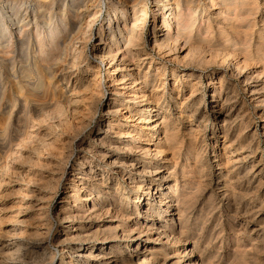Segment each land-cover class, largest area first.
<instances>
[{"label": "rangeland", "instance_id": "374dc122", "mask_svg": "<svg viewBox=\"0 0 264 264\" xmlns=\"http://www.w3.org/2000/svg\"><path fill=\"white\" fill-rule=\"evenodd\" d=\"M7 1L0 0V176H3L0 177L2 182H0V185L2 184L0 186V264H55L59 261L61 255L58 252L61 244L58 243V236L62 234V225L66 223L57 222L53 215L63 205L59 202L70 191L67 178L72 174V167L75 162H79L82 154L78 147L79 142L83 139L89 140L91 147H100L101 143L96 133L105 125L108 130L107 143L111 142L112 147L118 146L119 148L116 149L118 153L128 154L120 148L124 145L125 148H131L129 154L133 155L137 146L150 145L151 155L144 157L143 153L138 151L135 156H139V160H146L145 164L156 162L153 166L159 167L158 169L164 174L172 173L173 178L165 180L162 185L163 192H170L171 188L168 184L171 183L174 190L169 195H174L181 202L180 207L184 214L181 222L180 212L177 210L170 213H175L172 216L173 220L169 219L170 216L168 220L163 217L164 214L166 215L164 212L166 205L157 207L153 216L143 212V215L138 218L132 216L125 220L123 229L133 224L139 228L140 223L146 217H150L151 220L147 221L148 223L158 224L160 220L167 229L173 228L176 233L177 240L173 242L172 238L173 240L171 239L172 241L168 244L164 241L165 239L157 240L154 231L151 235L152 240L150 238L144 240L145 237L141 240L137 252H146L149 259L156 258L155 261L167 253V258L171 261L169 263H175L178 259L180 260L179 255L182 256L186 250L193 249L192 256L200 260V264H264V96L260 102H255L251 94L245 90L244 85L246 81L255 83L257 79L262 81L260 86L264 87V22L262 20L264 19V0L253 2L255 10L250 16L246 34L235 32L221 21L224 33L220 34L215 28L209 40L205 42L193 40L189 46L181 40L170 48L172 50L169 49L166 52H158L152 48L154 23L151 10L154 7V0H143L139 6H144L148 12L144 19L143 31L141 30L144 41L141 47H145L144 51L150 53L152 60L146 59L140 66V74L135 75L137 81L141 82L143 75L148 71L147 81L149 82L145 84L148 96L135 95L134 92L126 89V93L115 100L119 112L110 116L106 114L107 104L109 98L114 95L112 96L110 92L108 79L113 78V75L109 74L107 64H101L99 72L94 71L97 68L96 60L98 61L95 52L100 42L99 30L108 18L110 0H16L13 2L14 9L22 11L25 15L20 31L18 28L15 29L8 20L5 13ZM197 2V13H203L206 20L209 13L205 9H208L209 0ZM86 4L91 7L87 9L86 18L83 19L78 11H83L85 9L83 5ZM215 7L217 8L218 5ZM26 8L33 9L27 12ZM216 11L218 10L215 9L213 12ZM95 12L97 15L94 16ZM49 27H55V31L49 39H45ZM12 31L15 37L10 41L9 34ZM67 31L71 34L59 47L58 38L62 39V35ZM261 36H263L262 39ZM53 39H56L53 42L55 45L50 41ZM242 42H247L250 47L247 50H240ZM227 45L229 46L226 47ZM257 48L261 49L262 54L258 55ZM80 50L84 53L82 52L80 56L82 62L78 63L80 66L78 68L84 72V80L78 81L77 92L73 94L72 87L69 86L68 92L62 95L61 87L66 85V81L62 83L63 76L57 69H61L64 64L68 65ZM229 60L231 63H236L239 69L230 64ZM173 71L175 74H172ZM120 74L123 73L117 72L115 76ZM94 76L97 87L92 88V92L91 89H86V83L87 79L90 80ZM153 78L156 81H153ZM215 90L217 93L221 91L223 95L220 102L215 104L217 107H223L219 112H214L210 106L212 93ZM81 92H84L85 97L88 98L86 97L87 99L77 106L74 113L71 110L73 107L71 102L81 96L83 94ZM128 93L134 94L131 96ZM156 93L159 94L158 98L155 97ZM91 95L94 97L93 105L96 104L95 106L89 102ZM229 97L230 100L235 99L233 103L227 101L223 104V101ZM9 98H14L15 101L11 102ZM149 100L153 107H156L155 105L159 102L160 110L155 111L158 114L152 119L161 122L165 116V120L169 121L168 134H173L176 143L170 146L167 141L162 148L164 151L159 154L155 152L158 139L150 138L152 133L150 129H141L143 134L138 133L140 130L138 127L129 129L126 127L135 123L139 124L137 123L138 112L147 105ZM60 110L63 111L58 112ZM129 111L134 115L133 121L126 119ZM228 113L234 114L233 122L228 125L230 126L228 131L224 132L227 121H224L225 126L221 127V124L225 118L224 114ZM188 116L196 121L191 128L193 131H190L188 127ZM64 120H69L67 125ZM110 120L115 121L113 127L108 125V123H114ZM56 124L60 127L55 126ZM84 124L87 126L86 129ZM196 128H198L197 133L194 131ZM166 129L165 125L161 124L160 136H164ZM54 130L63 140L65 138L64 141L67 136L74 139L72 143L74 151L69 159H63L61 150L66 145L64 141L59 143L62 149L56 148L58 144L44 145L41 142L44 138L47 141L50 139L55 141V134L45 137V134ZM239 131V143L236 141L233 147H226L232 143ZM23 132L25 137L22 135ZM25 132H31V138L28 139ZM136 133L140 137L138 140L125 137L126 134L131 136ZM228 159L230 164L227 163ZM235 161L237 162L234 163ZM239 164L242 167L237 169ZM126 171H128L127 168ZM118 175L115 176L118 177ZM119 182L121 185L118 193L119 201L126 206L129 200L134 198V189L127 176H119ZM112 195L111 193L107 197L108 200L113 198ZM74 203L77 206H74ZM82 203L83 199L76 198V201L69 203L68 207L80 211ZM41 204L47 205L46 214L50 220L49 225L45 227L42 226L45 214L39 209L43 206ZM114 218L108 215L103 222H113V225L120 223ZM93 225H90L92 230L96 228ZM178 240L181 241L178 242ZM134 243L132 241L123 247L120 246L121 254L126 255L130 250L128 245ZM162 243H166L163 255L160 254L162 252L160 247H157ZM63 261H66V255Z\"/></svg>", "mask_w": 264, "mask_h": 264}, {"label": "bare ground", "instance_id": "6f19581e", "mask_svg": "<svg viewBox=\"0 0 264 264\" xmlns=\"http://www.w3.org/2000/svg\"><path fill=\"white\" fill-rule=\"evenodd\" d=\"M14 1H16V0H8L6 2L7 7L5 8V13H6L10 23L13 26H15V29L18 28V31H20L21 27H22V23L24 22V19H25V15L22 14V11L20 12V11H16V9H14V7H13ZM142 1L143 0H110L109 5H108V10H109L108 18L106 19V21L104 22V24L102 25V27L99 30L100 42H99V46L96 48V52H95V56H97L98 61L96 60V64H97L96 67L97 68H95L94 71L99 72L100 65L101 64H107L109 74L111 76L113 75V78L108 79L110 81V83H109L110 92L112 93V96L114 95V97L109 98V100H108L109 102L107 104L108 106H107L106 114H108L109 116L119 112V109L116 108L115 100L120 95H124L126 93V89H129V92H134L135 95L139 94L142 97L148 96V95H146V90H145V88H146L145 84H147L149 82V81H147V72L148 71L143 75V80L141 82L137 81V78L135 75V74H137V75L140 74V71H141L140 66L146 59L150 58L152 60V58H151L152 56L149 55L150 53L145 52L146 50L144 51L143 48H145V47H143V48L141 47V45L144 42L143 36H142V31H143L142 28L144 27L143 23L145 22L144 19H146V14L148 12V11L146 12V9L144 6L143 7L139 6L140 3H143ZM197 1L198 0H154V7L151 10L152 11V17H153V23H154V25H153V29H154L153 34L154 35L152 36V39H151L153 49L157 50L158 52H166L170 48H172V46H174V44L176 42L181 41V40L184 41L185 44H188L189 46H191L190 43H192L191 41H193V40L194 41L197 40L200 43L205 42L208 38H210V36L213 33L215 28H217V30L219 31L220 34L224 33V26L221 24L223 22L226 25H228L235 32H239V33L244 32L246 34V31L249 29L250 16L252 14H254L253 12L255 10L253 2L256 0H217V1L216 0H209V2L207 4L208 9L207 10L205 9V11L209 13L206 17V20H205V16L203 13L202 14L197 13L198 12V10H197L198 9V2ZM91 4H92V2H91ZM215 5H218V7L216 8ZM83 7L85 9L84 10L81 9L83 11H78V14L81 15L83 19H85L86 14L88 13L87 9H89L91 6L89 7V4L88 5L86 4V5H83ZM32 9L33 8H31V9L26 8L27 12L29 10H32ZM215 9H217L218 11L213 12V11H215ZM203 11H204V9H203ZM76 13H77V11H76ZM93 14H94V16L97 15L96 12ZM220 18L222 20H220ZM263 18H264V13H263ZM79 19H80V17H79ZM262 20L264 22V19H262ZM82 21H84V20H82ZM221 21H223V22H221ZM78 23H80V21ZM87 23H88V21H87ZM85 26H87V25H85ZM244 27H245V30H243ZM263 28H264V26H263ZM54 31H55V27L47 28V34L45 36L46 37L45 39H49V37L52 35V33ZM13 32L14 31L10 32V34H9L10 35V41L12 40L13 37H15V36H13V34H14ZM69 34H71L70 31H67L66 34L64 33V35H62V39L58 38V44H59L58 46L59 47H61L60 45L64 44L67 41ZM263 36H264V33H263ZM263 36H261V39ZM50 41L53 43L56 41V39H53ZM262 42H263V40H262ZM262 42H260V43H262ZM193 44H195V43H193ZM205 44H207V43H205ZM257 44H258V42H257ZM9 46H10V43H9ZM228 46L229 45H227L226 47H228ZM232 47H233V45H232ZM249 47H250V44H247V42H244V43L242 42V45L240 46V50H242V51L247 50ZM10 48H11V46H10ZM186 48H188V47H186ZM251 48H252V46H251ZM76 49H78V48H76ZM83 49H84V47H83ZM231 49H233V48H231ZM82 50H80L79 53L77 52V55L72 59V61L70 63H68V65L64 64V66H62L61 69H59V70L57 69V71H59L60 74H62V76H63L62 77L63 78L62 83H64L66 81V83H65L66 85H62V87H61V94L62 95L66 94L68 92L69 86L72 87L71 90H72L73 94H74V92H77L76 86H77L78 81L80 82V81L84 80L83 79L84 78V76H83L84 72L80 68H78V67H80L78 65V63L82 62V61H80V56H81L82 52L84 53V51H82ZM170 50H172V49H170ZM232 51H234V50H232ZM257 52H258V55L262 54V51L260 48H257ZM238 54H239V52H238ZM229 56H230V54H229ZM224 57H225V55H224ZM229 62H230V60H229ZM230 64H232L236 69H239V67L237 65H235L236 63L230 62ZM87 68L88 67H86V69ZM52 70L54 71V69H52ZM117 72H121L123 74L115 76V74H117ZM235 72H236V70H235ZM238 73H240V72H238ZM172 74H175V71H173ZM182 75H184V74H182ZM173 76H172V78H173ZM248 79H249V77H248ZM87 80H88V82L86 83V89H88V90L91 89V91H92V88H94L95 86L97 87V82L95 83V81H96L95 76L92 79H90V80L87 79ZM255 80H256L255 83H252L251 81H246L244 84L245 90L251 94V97L253 98V100L255 102H260L261 98H263V96H264V87L260 86L261 82H262L261 80H257V79H255ZM153 81H156V80L154 79ZM129 84H132V86H129ZM86 89H85V91H86ZM81 93H83L81 96H78L74 100L71 99L72 100L71 103H72L73 107L72 108L70 107V108H71V110H73L74 113L77 110V106H79L80 103L84 99L88 98L87 96H86L87 98L85 97L86 94L84 92H81ZM134 93H130V94L128 93V94L133 96L132 94H134ZM58 94L60 95V93H58ZM158 95L159 94L156 93L155 97H157ZM71 96H73V95L71 94ZM222 96L223 95H222L221 91H218V93H217V91L215 90L214 93H212V99L210 100V106L212 107L214 112H219L221 110V108H223L222 106L217 107L215 105L217 102H220ZM224 96H226V95H224ZM93 98H94L93 95H91L89 97V99H90L89 102H91L92 106H95L96 104L93 105L94 104ZM9 99L11 100V102L15 101L14 98L13 99L9 98ZM95 99H96V96H95ZM230 99H231L230 97L226 98L225 101H223V104L227 101H230V103H233V101L235 100V99L234 100H230ZM158 103L155 105L156 107H153L151 105L150 100H149L147 102V105L144 106L143 108H141L140 112H138L139 113V117H138L139 119L137 118L138 121L134 120V121H137V123H139V124L135 123L132 125H127L126 127L128 129L131 127H134V126L138 127L140 129L138 133H143V130H141V129H150V131H152V133H150V138L151 139H158V142H157L158 146H157V150L155 152L159 154L162 151H164V149H162V148L164 147L165 143H167V141H168V143H170V146H174L176 143L174 142L175 140H174L173 134H168L169 121L165 120L166 117L163 116V119L161 122H158V121L152 119V117H156L158 114L157 112H155V111H158V109H159ZM64 107H65V105H64ZM181 107H182V105L180 104V108ZM232 107L234 108L235 104ZM205 109L206 108H204V110ZM61 111H63V110H60L58 112H61ZM128 113L129 114L126 117V119H128L129 121H133V117H134L133 113L131 111H129ZM240 114H242V113H240ZM224 115H225V118L222 121L223 123L221 124V127L225 126L224 121H227V123H226L227 127H226V129H224V132H227L228 128L230 127V126L228 127V125L229 124L231 125L233 122L234 114L232 115V114L228 113V114H224ZM189 116H188V120H187L188 121V127L190 128V131H193V130H191V128L193 127V124L196 121H193V119L189 118ZM82 119H84V118H82ZM78 120H80V119H78ZM64 121L66 122V125H67V122L69 120H64ZM110 121H114V120H110ZM115 121L117 122L118 118ZM115 121H114V123H111V124L108 123V125L110 127H113V125L115 124ZM87 122L89 123V121H87ZM161 124L165 125V127L167 128L164 136H160L161 134L159 132L160 131L159 128H160ZM57 125L58 124H56L55 126H57ZM62 125H63V123H62ZM136 125H138V126H136ZM25 126H26V124H25ZM106 126L107 125L103 126L102 129L100 128V130L97 131V133H96V136H97L99 142L101 143L100 147H95V148L91 147L90 141L84 140V139L81 140L78 144V147L81 150L82 154L79 158V162H75L74 166L72 167V172H71L72 174H70V176L67 178L68 188H70V191L68 193L66 192L67 193L66 196H64L63 200L59 202V203H62L63 205H61L60 208H58L55 211V214L53 215L54 220H56L57 222L66 223V224L62 225V230H61L62 234L58 236V243L61 244V247H60V250L58 253H59V255H61V257H60L59 261H56L55 264H200L199 263L200 260L195 259L192 256L193 251H194L193 249L186 250V251L184 250L185 251L184 254L182 256L179 255L180 260L178 259V261L175 263H173V262L169 263L171 261L167 258V253H165V248H164V245L166 243L165 244L162 243V244L157 245V247H160V250L162 251L160 254L165 253V255L162 254L163 257L157 259L156 261L154 260L156 258L150 260L148 254L146 252H137L138 246H139L141 240L144 237H145L144 240H146L147 238L151 239V235L154 233V231H155V235H157V240L163 241V239H165L164 241H166L167 243L172 241L173 239H174L173 242H175V239L177 240V238L175 237L176 233L173 230V228L167 229L165 227V225L163 224V222H161L160 220L158 221V224L157 223L156 224L155 223H148L147 221L151 220L150 217H146V219L144 221H142V223H140L139 228H136L135 225L133 224L130 226L127 225L126 228L123 229L122 226L123 225L125 226V224H126L125 220L126 219H129L132 216H133V218H138L139 216L143 215V212L148 213L150 216H153L154 211H157V207L163 206V205H166V208L164 210V212H166V215L165 214L163 215V217H165L166 220H168L169 216L171 217L169 219L173 220L174 218L172 216L175 215V213H172V214H170V213L177 210L180 212V218L179 219L181 222V219L184 218V214H183V211L181 210V207H180L181 206L180 205L181 202H179L180 199L174 197V195H169V193H171L174 190L171 183L168 184V187L171 188L170 192H165V191L163 192L162 185L165 182V180L173 178L172 173L164 174V172H162L160 169H158L159 167L153 166L154 163H156V162L153 161V162H149V163L145 164L146 160H139V158H138L139 156L138 157L135 156L136 152L138 153V151H141L143 153L142 156H144V157L151 155L152 149H151L150 145H148V146H146V145L137 146L135 149L136 151L134 152L135 153L134 155L129 154L131 152V148L130 147L125 148L124 147L125 145H124L123 147H120V148L123 149L124 152L127 151L128 154L127 153H120V152L118 153L116 151V149L119 148L118 146L112 147L111 142L107 143L108 141L106 140V138H108L107 137L108 134H106V132H108V130L106 129ZM198 126H200V125H198ZM63 127H66V126H63ZM47 128H49V127L47 126ZM86 128H87V126L85 127V129ZM110 129H112V128H110ZM57 130H59V129H57ZM61 130H63V129H61ZM60 131H58V132H60ZM194 131H195V133H197L198 128H196ZM25 133H27L26 136L28 139L31 138L30 137L31 132H25ZM63 133H65V132H63ZM116 133H118L120 135L122 134L121 132H116ZM138 133L131 135V136H130V134H126L125 137H132V139L138 140L140 138L138 136ZM51 134L56 135L54 138L55 141H50L51 139L47 141L44 138L41 140V142L44 145H46V144L57 145L58 144V146H56V148L62 149V146L59 143H60V141H62L61 143H63L65 138L63 140L61 135L59 133H57V131H55V130L49 131L47 134H45L46 135L45 137H48ZM22 135H24V132L22 133ZM24 137H25V135H24ZM234 138L235 139L232 140V143H229L226 147H228V146L233 147L234 143L236 141L237 142L239 141L238 139L240 138V131H239V134H236V136ZM73 141H74V139H72V137H69V136L66 137V141H64L66 145L63 148L64 150L63 149L61 150L62 154L64 155L63 159H65V158L69 159L72 156L73 151H74V150H72V143H74ZM31 143H32V141H31ZM37 145H39V144H37ZM130 146H132V145H130ZM226 147L224 146V149H226ZM41 150H42V148H41ZM41 150L39 149L40 152H42ZM133 151L134 150H132V152ZM191 152H193V151H191ZM199 153H200V150H199ZM42 156H43V154H42ZM189 156L190 155H188V157ZM60 159H62V158H60ZM192 159H193V157H192ZM202 159H204V158H202ZM50 161H52V160H50ZM229 161H230V159H228V161H227L228 164H230ZM236 162L237 161H235L234 163H236ZM5 163H7V162H5ZM58 165H60V164L58 163ZM57 166H56V168H57ZM241 167H242L241 164L237 165V169H240ZM126 168L128 169V171H126ZM56 170L57 169H55V171ZM230 171H232V170H230ZM230 171L228 172V174L230 173ZM0 172H1V170H0ZM226 172H225V174H226ZM109 174H110V177H109ZM117 174H119L118 177L115 176ZM119 176H121V177L127 176L128 180H130V183L132 184L133 189H134V198H132V200H129V202L126 204V206L121 204V202L119 201V197H118L119 190H121L120 189L121 185L119 182ZM0 177H3V176H0ZM50 180H52V179H50ZM10 182H11V180H10ZM59 182H60V180L58 181V183ZM114 185H116V187ZM113 186L115 187L114 189H113ZM175 190H177V189H175ZM111 193L113 194L111 196L113 198L108 200L107 197ZM76 198L77 199H79V198L83 199V203L81 205L82 209L80 211L72 210V207H68V204L72 203L73 201H76ZM43 204H41V205H43ZM74 206H77V204L74 203ZM46 208H47L46 204L39 208L41 213L45 214L44 215L45 216L44 217V223H42L43 227H45L46 225H49V222H50V220L46 214V211H47ZM244 210H245V208H244ZM108 215H110L112 218L115 217L114 219H118V222H120V223L113 225L112 224L113 222H103V221H105V219ZM127 223H130V222H127ZM39 224H41V223L39 222ZM90 225H93L94 228L95 227L96 228L94 230H92V228H91L92 226H90ZM137 227H138V224H137ZM155 229H158V230H155ZM50 232H51V230H50ZM258 232H259V230H258ZM37 234H39V233H37ZM132 241H133V243H134V241H136V243H134L132 245H128V246H130L129 247L130 250L127 252L126 255H122L120 252L121 251L120 246L123 247L130 242L132 243ZM179 241H181V240H178V242ZM29 244H31V243L29 242ZM168 244H170V243H168ZM34 246L36 247V245H34ZM45 247H43V249H45ZM49 248H51V247H49ZM50 252H52V251L50 250ZM152 253H154V252H152ZM64 255H66V261H63ZM157 256H159V255H157ZM32 259H33V256H32ZM23 262H24V260H23ZM52 262H53V260H52Z\"/></svg>", "mask_w": 264, "mask_h": 264}]
</instances>
